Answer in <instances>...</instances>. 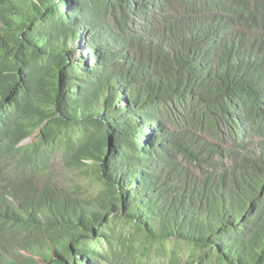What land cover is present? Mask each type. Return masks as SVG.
Segmentation results:
<instances>
[{"label": "trees", "instance_id": "obj_1", "mask_svg": "<svg viewBox=\"0 0 264 264\" xmlns=\"http://www.w3.org/2000/svg\"><path fill=\"white\" fill-rule=\"evenodd\" d=\"M0 24V264H264V0H0ZM61 142L94 200L35 182Z\"/></svg>", "mask_w": 264, "mask_h": 264}, {"label": "rangeland", "instance_id": "obj_2", "mask_svg": "<svg viewBox=\"0 0 264 264\" xmlns=\"http://www.w3.org/2000/svg\"><path fill=\"white\" fill-rule=\"evenodd\" d=\"M111 21V20H109ZM78 58V55H77ZM74 59H76V56H74ZM77 59L73 60L75 64L79 66L81 69V74L84 76L83 78H88L90 75L89 70L86 69V65L84 63H78ZM90 78V77H89ZM101 79V78H98ZM102 84V83H101ZM100 82H91V86L88 89L89 91H92V89H98L102 85ZM97 105V104H96ZM99 108L101 106L97 105ZM100 110H103L100 108ZM201 130V129H200ZM40 130H38L32 138L24 142L22 146L32 145L33 143L40 140L39 138ZM207 139L209 137L205 134H203ZM63 137H61L62 139ZM229 143H226L225 146L222 144V148L227 147ZM51 160L47 164L46 168L38 173L37 176H35V182L39 186H50L55 187L60 190H67L70 192H73L74 195L78 194L76 192V188H79V191L83 194V198L86 200H94L96 196L100 193L102 189V185L100 182L95 181V178L93 175H87L86 173H81L79 169L70 170L68 167L67 162V152H66V144L65 142H61V145L52 153ZM192 169L195 171V166L189 164ZM43 168V167H40ZM79 168V167H74ZM81 168V167H80ZM90 168V167H85ZM200 174V173H199ZM78 186V187H77ZM121 226H125L124 222H121ZM132 228L125 227V230L123 232V235L125 236L126 240L130 241V238H132L131 233ZM117 232H120V228L117 229ZM142 241H146L145 238H141ZM97 248L100 250V252L109 253L110 248L114 247L116 250H120L121 244H118V242H114L113 244H108L106 241H103L102 243H96ZM176 244V243H175ZM175 244L174 243H168L166 244V248L164 250H161L160 248H156L155 246H151L150 244H143V243H135L136 247H142L143 251L142 254L139 256L141 258L140 264H170L172 258H173V251L175 250ZM103 254V253H102ZM178 258L180 259V263L187 262L191 259L193 256L194 250L191 249L190 245L182 243L179 245V248L177 250ZM196 255H198L196 253ZM138 258V257H137ZM133 257H128L123 260H118L115 256L113 259V263L116 264H130ZM135 261H137L136 258H134ZM205 260H208L207 257H205ZM101 262L103 264H110L106 261L105 258L101 257Z\"/></svg>", "mask_w": 264, "mask_h": 264}, {"label": "clouds", "instance_id": "obj_3", "mask_svg": "<svg viewBox=\"0 0 264 264\" xmlns=\"http://www.w3.org/2000/svg\"><path fill=\"white\" fill-rule=\"evenodd\" d=\"M0 26H1V24H0ZM250 34L255 36V37L264 36V27L255 29L254 31L250 32ZM76 58H77V55H76ZM78 58H79V56H78ZM79 60H80L79 62L81 64L84 63L83 60H81V59H79ZM84 64L86 65V69L92 67V64H90V62L84 63ZM78 74H81V69L79 68V66H78ZM89 77H92V80H93L92 82H97V83L100 82V84L102 83V79H98V78H101V77H99L97 75H92L91 74V76H89ZM90 86H91V84H90ZM102 87H103V90H104L103 94H106L107 92H105V90H106L105 87L103 85H102ZM34 135H35V133L33 134V136ZM31 138L32 137H30V138L26 139L25 141H23L20 144V146H22V144L24 142L29 141ZM11 175H12V181L20 183L19 177L13 172L12 168H0V221H11L12 213H14V212L17 213L18 212L17 209L20 206L18 204V202L14 199V197L11 196L7 192V190L5 188V185H6L5 176H11ZM13 184H15V183H13ZM9 209L12 210V211L10 212ZM45 215H47V214L44 213V212L39 214L40 217H43ZM18 231H21L25 235L27 234L26 230L21 229V230H18ZM0 246H1V243H0ZM12 258H13V254H12Z\"/></svg>", "mask_w": 264, "mask_h": 264}]
</instances>
